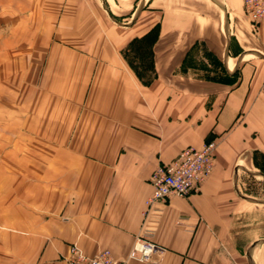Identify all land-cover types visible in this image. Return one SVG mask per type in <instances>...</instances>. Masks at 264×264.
I'll return each mask as SVG.
<instances>
[{"label":"crops","instance_id":"1","mask_svg":"<svg viewBox=\"0 0 264 264\" xmlns=\"http://www.w3.org/2000/svg\"><path fill=\"white\" fill-rule=\"evenodd\" d=\"M244 1L0 0V264L73 243L264 264V22ZM210 141L201 189L147 214L155 169Z\"/></svg>","mask_w":264,"mask_h":264},{"label":"built area","instance_id":"2","mask_svg":"<svg viewBox=\"0 0 264 264\" xmlns=\"http://www.w3.org/2000/svg\"><path fill=\"white\" fill-rule=\"evenodd\" d=\"M244 8L255 27L264 22V0H245ZM217 146L215 141H210L200 148L187 147L170 163L159 165L151 177L153 190L146 200L147 214L156 203H166L172 197L183 198L199 191L214 172ZM157 249L156 243L137 238L129 258L139 262H150ZM66 264H122V262L115 260L109 250L89 255L77 243H73Z\"/></svg>","mask_w":264,"mask_h":264},{"label":"trees","instance_id":"3","mask_svg":"<svg viewBox=\"0 0 264 264\" xmlns=\"http://www.w3.org/2000/svg\"><path fill=\"white\" fill-rule=\"evenodd\" d=\"M152 33H154V32L149 33L148 35L145 36V38L150 37V35H151Z\"/></svg>","mask_w":264,"mask_h":264}]
</instances>
